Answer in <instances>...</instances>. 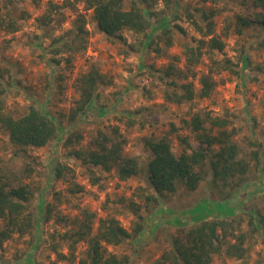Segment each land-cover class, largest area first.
Returning <instances> with one entry per match:
<instances>
[{
  "label": "rangeland",
  "instance_id": "1",
  "mask_svg": "<svg viewBox=\"0 0 264 264\" xmlns=\"http://www.w3.org/2000/svg\"><path fill=\"white\" fill-rule=\"evenodd\" d=\"M50 2L58 4L59 8H54V20L44 24L40 17L48 11ZM129 2L123 1L125 8ZM151 8L165 11L159 17L153 16L161 19V25L155 27L151 35L157 34L160 27H175L176 23L186 31L182 34L178 31L180 37L161 52L146 47L131 50L129 45H137L143 38L131 30H122L116 36L106 35L97 27L92 10L83 2L0 0V18L6 21L14 18L19 24L15 32L0 29L2 109L18 117L37 104L49 111L58 123L57 137L38 148L14 144L0 126V165L19 174L30 185L33 190L30 207L38 219L37 228L31 233L14 234L3 242L0 264L56 261L52 245L68 253L71 240L61 238L60 234L77 228L87 213L95 215L93 232L104 217H115L131 230L137 220L131 209L132 201L138 203L146 215L143 232L138 238L127 239L119 245L105 244L104 249L107 254L128 256L127 264H154L170 247L171 235L179 224H194L181 223L179 215L196 211L198 215L193 216V220L197 221L204 207L214 210L217 204V200L210 199L207 183L212 177L210 173L195 191H188L178 182V191L163 200L166 205L163 214L157 212L156 204L145 208V195L152 191L147 173L152 155L146 139L166 135L172 149L179 153L182 147L178 135L183 134L189 136L194 147H199L200 142L183 126V119H191L196 112L229 119L228 127L236 130L234 139L241 156L251 163L242 185L247 191H242L245 205L264 215V29L256 21L252 25L238 21V16L252 17L243 0H173L169 9L163 0H155ZM204 10L214 11L210 19L215 22L216 35L225 42L224 50L214 51V56L230 59L234 72L214 74L217 85L210 97L173 104L165 99V92L174 89L172 81L178 84L194 81L197 87L200 75L207 72L210 65L205 48L198 64L187 65L182 46V43L196 45L192 37L200 38L188 12L205 27ZM80 15L86 18L88 29L86 35H80L81 39L77 37L76 26ZM68 42L74 47L85 46L76 52L69 51ZM91 70L100 73L102 78L98 77L93 102L79 111L80 77ZM175 127L177 130L173 129ZM98 128L109 132L118 129L125 139V153L139 159L141 172L138 175L120 180L115 170L106 172L97 166L91 169L74 155L73 149L87 146ZM75 131L81 138L66 145L69 134ZM256 150L261 158L258 166L253 158ZM57 162L74 169L72 179L82 190L71 193L68 181L55 176ZM49 212L50 219H46ZM231 218L235 219L238 232L248 235L246 257L242 260L229 255L224 247L214 256L212 264H264V237L260 232L250 231V214L239 212ZM87 246V241L76 243L77 261L85 254ZM57 263L65 264V261Z\"/></svg>",
  "mask_w": 264,
  "mask_h": 264
},
{
  "label": "trees",
  "instance_id": "2",
  "mask_svg": "<svg viewBox=\"0 0 264 264\" xmlns=\"http://www.w3.org/2000/svg\"><path fill=\"white\" fill-rule=\"evenodd\" d=\"M76 1L83 2L87 9L92 10L97 27L106 35L116 36L125 29L138 36L143 35L137 45H129L133 51L146 47L161 52L163 48L171 47L180 37L178 31L181 34L186 33L184 27L176 23L175 27L178 30L165 25L160 27L157 34H150L155 27L161 25V19H154L153 16L159 17L165 12L151 8L155 0H130L128 8H125L124 0ZM163 1L168 9L173 5V0ZM243 3L248 6L252 17L238 16V21L242 25H252L256 21L264 29V0H243ZM56 7L59 8V5L50 2L48 11L40 17L44 24L54 20ZM207 11L204 10L202 13V20L206 21L205 27L188 12V18L200 33V38L192 37L196 45L182 43V46L186 64L189 66L201 61L205 48V53L210 58L208 71L200 75L197 87L194 81H182L179 84L172 81L174 89L165 92V99L173 104L179 105L210 97L217 85L214 74L223 71L234 72V63L230 59L214 56V51L224 50L225 42L216 35L215 22L210 19L214 11L209 10L210 13ZM175 17H178L177 14ZM86 25V18L83 15L78 16L76 19L78 38L81 39L82 35L87 34ZM0 29L15 32L19 29V24L14 18L8 21L0 18ZM66 46L69 51L76 52L85 45L74 47L73 43L68 42ZM98 77L101 79L102 75L95 70L81 75L79 111L95 99L94 92L100 80ZM229 123L228 118L214 116L209 112L205 114L196 112L191 119H183V126L190 129L195 140L201 145L194 147L188 135L179 134L178 140L182 147L179 153L172 149L171 141L166 135L146 139L145 144L152 155L147 164L152 191L145 195V208L156 204L157 212L163 214L166 206L163 200L178 191V182H181L188 191H195L210 173L212 177L207 182L212 195L210 199L217 200L214 210L204 207L205 209L200 211L203 215L199 216L197 221L193 220V216L196 217L195 212L179 215L181 223L194 224H179L171 235L170 247L162 252L154 264H212L214 256L222 252L224 247L229 255L244 260L248 251V247L245 246L248 235L245 232H238L235 219H229L239 212H248L250 231L260 232L264 237V215L245 205L246 197L242 195V191H246L242 185L245 184L251 163L241 156L239 145L234 139L236 130L229 129ZM0 126L8 133L10 140L21 147H43L58 135L56 119L43 106L37 104L31 105L26 114L15 117L6 113L0 103ZM173 129L177 130V127ZM80 138L81 135L77 131L72 132L65 144H72ZM88 143L85 147L74 148L73 153L91 169L97 166L106 172L115 170L120 180H127L141 172L138 157L125 153V139L121 137L117 128L112 132L98 128ZM253 158L256 166L260 165L259 150L254 151ZM73 172L74 169L63 162H57L55 165V176L68 181L71 193L82 190V186L72 179ZM32 195V188L19 174L0 165V246L14 234L24 235L37 228V215L30 207ZM49 206L48 204L47 207ZM131 209L137 217L131 230L124 227L115 217H104L100 219L97 230L93 232L95 215L87 213L84 219L79 221L77 228L72 227L60 234L61 238L71 240L70 251L65 253L53 244L57 260L49 264H58V260H64L65 264H127L128 256L107 254L104 245H119L127 239H136L140 236L145 228L146 215L134 201L131 203ZM50 216L49 212L45 218L50 219ZM81 241H87L88 246L85 254L77 261L75 247L76 243Z\"/></svg>",
  "mask_w": 264,
  "mask_h": 264
},
{
  "label": "crops",
  "instance_id": "3",
  "mask_svg": "<svg viewBox=\"0 0 264 264\" xmlns=\"http://www.w3.org/2000/svg\"><path fill=\"white\" fill-rule=\"evenodd\" d=\"M194 212H196V211H194ZM194 215H198V214L195 213Z\"/></svg>",
  "mask_w": 264,
  "mask_h": 264
}]
</instances>
